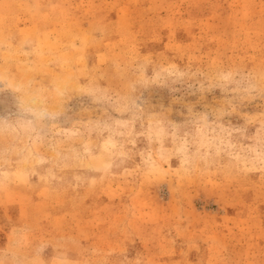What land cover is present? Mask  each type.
Instances as JSON below:
<instances>
[{"label": "rangeland", "instance_id": "obj_1", "mask_svg": "<svg viewBox=\"0 0 264 264\" xmlns=\"http://www.w3.org/2000/svg\"><path fill=\"white\" fill-rule=\"evenodd\" d=\"M0 264H264V0H0Z\"/></svg>", "mask_w": 264, "mask_h": 264}]
</instances>
